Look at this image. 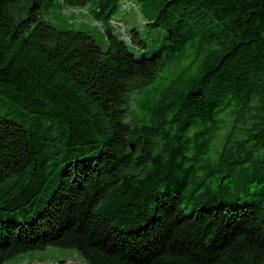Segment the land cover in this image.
I'll return each instance as SVG.
<instances>
[{
  "label": "trees",
  "instance_id": "obj_1",
  "mask_svg": "<svg viewBox=\"0 0 264 264\" xmlns=\"http://www.w3.org/2000/svg\"><path fill=\"white\" fill-rule=\"evenodd\" d=\"M123 1L62 0L103 48L0 0V263L264 264V0Z\"/></svg>",
  "mask_w": 264,
  "mask_h": 264
},
{
  "label": "rangeland",
  "instance_id": "obj_2",
  "mask_svg": "<svg viewBox=\"0 0 264 264\" xmlns=\"http://www.w3.org/2000/svg\"><path fill=\"white\" fill-rule=\"evenodd\" d=\"M91 4L85 6H74L62 4V0H43L42 16L47 19L51 24L59 29H81L90 33L96 43L101 47H105L106 38L100 30V24L95 22L90 16ZM113 19L118 21L112 22L115 26L116 32L122 34L127 38L130 27L137 26L143 30L145 36L150 35V30L144 26V20L137 12L133 3L129 0H124L122 7L113 14ZM147 47H139L129 44V48L135 53L136 57L142 56L146 52H151L157 48L161 42H153L146 40ZM170 69H165L162 74L167 75ZM59 261L66 262H79L85 264V260L76 248H66L58 246H48L43 250H29L21 252L12 258L0 264H35V263H58Z\"/></svg>",
  "mask_w": 264,
  "mask_h": 264
},
{
  "label": "water",
  "instance_id": "obj_3",
  "mask_svg": "<svg viewBox=\"0 0 264 264\" xmlns=\"http://www.w3.org/2000/svg\"><path fill=\"white\" fill-rule=\"evenodd\" d=\"M131 147H133V146H131Z\"/></svg>",
  "mask_w": 264,
  "mask_h": 264
}]
</instances>
